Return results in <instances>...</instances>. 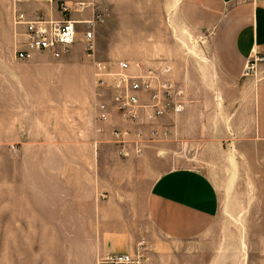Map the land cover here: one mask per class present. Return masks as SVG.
I'll return each instance as SVG.
<instances>
[{
    "label": "rangeland",
    "instance_id": "374dc122",
    "mask_svg": "<svg viewBox=\"0 0 264 264\" xmlns=\"http://www.w3.org/2000/svg\"><path fill=\"white\" fill-rule=\"evenodd\" d=\"M128 1L133 6L118 7L112 21L105 7L95 2L105 15L104 21L94 25L92 56L84 53L86 27L77 25L75 45L83 54L74 60L83 64L80 97L49 102L48 130L95 128L98 102L108 99L112 92L98 79L111 85L113 76L104 73L116 71L118 61L128 62L131 69L136 63L144 67L170 65L171 79L182 91L184 107L192 103V113L180 111L161 118V130L168 132L155 142L162 146L164 162L159 170L191 166L210 178L220 198L215 233L203 241L205 255L200 263L264 264V148L252 136L253 88L257 81L264 82V57L253 60L252 68L242 77L247 80L230 83L212 64L207 31L182 27L174 34L171 30V36L161 21V0H150L155 4L147 7L149 12L144 17L149 20L142 25L136 20L142 17L137 8H146L143 0H124ZM142 29H150L157 36L141 37ZM114 30L129 34L109 38ZM0 34V61H26L13 56L22 35L14 37L8 23L0 24ZM53 59L48 60H62ZM98 64L103 66L101 70ZM104 89L103 97L99 94ZM236 110L241 112L233 113ZM116 126L113 122L106 128ZM105 134L100 137L105 149L99 159L109 165L124 154L120 152L122 144ZM40 148L16 144L9 152L0 151V264H86L82 248L88 246L92 215L77 201L86 200L91 190L81 189L77 180L85 174L79 166L93 162L96 155ZM134 252L150 261L143 251Z\"/></svg>",
    "mask_w": 264,
    "mask_h": 264
},
{
    "label": "crops",
    "instance_id": "0c3cea01",
    "mask_svg": "<svg viewBox=\"0 0 264 264\" xmlns=\"http://www.w3.org/2000/svg\"><path fill=\"white\" fill-rule=\"evenodd\" d=\"M12 1L0 0V24H10L14 37H21L24 26L13 22ZM61 1L70 6L71 18L89 19L96 12L101 14L102 21L105 14L95 2L105 7L110 21L118 7L133 6L124 0H85L89 2L85 8L76 10L71 0H27L20 7L30 17L56 21L66 16L60 9ZM141 4L146 8H137L142 17L136 22L144 25L149 20L144 17L149 12L147 7L155 3L143 0ZM159 7H164L161 21L171 36L182 27L208 32L212 64L230 83L247 80L242 78L248 74L246 67L264 57V0H161ZM149 30H139V36H157ZM127 34L114 30L109 38ZM93 41L91 54L85 43L84 53L88 57L93 55ZM82 56L74 42L59 58L62 60L53 59L49 53H35L22 62L0 61V151L9 152L11 146L21 144L39 145L41 150L57 153L94 152L93 162L79 166L85 174L77 180L81 189L91 190L86 200L77 201L92 215L88 246L82 248L87 257L84 263L98 264V257L107 253L132 254L137 250L148 255L150 261L146 264H180L182 260L185 264H201L200 258L205 255L203 241L215 233L214 222L220 207L217 188L205 173L191 166L160 172L164 161L160 157L162 146L155 143L158 139L144 143L139 152L129 143L124 150L120 148L123 157L105 165L99 159L105 149L100 137L106 133L112 138L114 127L108 130L107 125L113 122L114 126L122 125L116 113H111L104 123L95 116V128L90 131L48 130L49 102L74 101L80 97L83 64L74 60ZM191 104L185 102L181 113H192ZM252 113V136L263 149V81H257L253 88ZM112 145L118 151V145L113 142Z\"/></svg>",
    "mask_w": 264,
    "mask_h": 264
},
{
    "label": "built area",
    "instance_id": "2783aa9c",
    "mask_svg": "<svg viewBox=\"0 0 264 264\" xmlns=\"http://www.w3.org/2000/svg\"><path fill=\"white\" fill-rule=\"evenodd\" d=\"M27 0H13V22L23 25L22 40L17 46L15 57L19 60H29L35 53H49L51 57L58 59L65 55L78 34L77 25L84 24L83 32L86 41V51L92 52L94 40V25L102 21L100 13H93L89 19H75L69 16L71 11L67 1L59 3L60 9L66 16L60 20H48L42 16L30 17L20 4ZM52 1V0H46ZM74 9L82 10L89 3L85 0H71ZM103 66L98 64L97 69ZM252 68V64L245 71ZM102 74V73H101ZM113 76L111 85H105V80L98 82L105 88L112 90L108 99L101 100L97 105L98 121L107 122L111 113H116L122 122L112 129L113 138L122 144V149L129 143L133 144L136 152L143 148L146 142H152L166 136L161 118L166 114H175L182 111L184 103L181 98L182 91L176 89L171 79V66L162 63L160 66L144 67L142 63H136L131 69L129 63L120 60L116 63V71L105 72ZM100 76V73L96 74ZM103 76V75H102ZM101 91L100 96H105ZM133 137H132V136ZM98 264H146L139 255L131 253H107L98 258Z\"/></svg>",
    "mask_w": 264,
    "mask_h": 264
}]
</instances>
